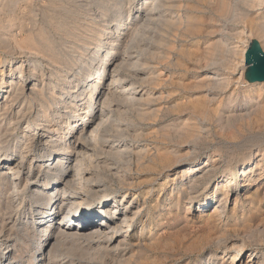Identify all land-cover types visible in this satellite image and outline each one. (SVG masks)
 <instances>
[{"label":"bare ground","instance_id":"obj_1","mask_svg":"<svg viewBox=\"0 0 264 264\" xmlns=\"http://www.w3.org/2000/svg\"><path fill=\"white\" fill-rule=\"evenodd\" d=\"M47 1V6L41 9L43 15L36 13L30 0H0V196L4 198L0 203V264H21L22 259H18L21 253L17 254L21 250L19 244L24 237L38 233L47 237L32 249V264H86L75 256L79 250H109L118 254L134 223L145 215L144 210L152 208L148 205L151 183L146 184L149 179L140 180L139 175L167 170V162L158 165L159 160L163 161L159 152L153 155L158 147L155 150L137 139H128L125 129L129 125L123 124L121 116L125 107L136 109L138 117L144 120L155 112L150 110V104L142 105V101L152 99L143 76L162 75L161 70L156 73L157 65L152 58L143 57L144 52H163L155 47L156 24L163 21L173 27L184 19L191 26L195 18L199 19L194 11L203 14L215 10L216 22L223 21L226 25L230 22L234 27L230 36L264 38V0ZM116 5L121 7L119 12ZM177 7L186 8L185 15ZM57 8L65 13L64 20L49 13ZM109 16L112 21L108 23ZM215 18L210 16L212 20ZM45 24L50 26L49 30ZM140 32L147 36L138 39ZM21 34L24 37L19 39ZM54 34L62 35L63 51L74 54L73 62L66 63L59 52L56 54L52 46ZM163 38L169 40L163 36L158 42L164 41ZM246 49V44L239 49L240 61H244ZM49 56H56L66 70L58 73L50 66ZM258 93L261 94L260 90ZM178 157L176 164L184 160ZM216 160L214 157L212 163L191 169L189 175L194 178L189 188L202 178L214 176L221 165ZM263 160L264 152H246L240 162L245 181L252 180V162L260 168ZM224 172L230 174L232 168ZM136 180L137 184L144 183L137 191ZM227 183L218 201L227 202L226 189L231 181ZM187 192L190 195L185 203H190L193 197L202 200L209 195V190H205L206 194L196 189ZM134 205L136 208H131ZM224 208L221 211L215 208L212 213L218 211L219 215ZM105 214L108 219L103 220ZM62 250L74 251L73 256L59 253ZM261 258L258 264H264V255ZM252 259L256 261L259 256Z\"/></svg>","mask_w":264,"mask_h":264},{"label":"rangeland","instance_id":"obj_2","mask_svg":"<svg viewBox=\"0 0 264 264\" xmlns=\"http://www.w3.org/2000/svg\"><path fill=\"white\" fill-rule=\"evenodd\" d=\"M30 2L36 13L45 14L41 9L47 6V0H30ZM59 2L61 3V0ZM91 6L93 5L89 7ZM115 8L116 12L121 10L119 5H116ZM177 8L179 13L185 15L186 8ZM116 12H113V15ZM216 12L214 10V14L211 12L201 14L194 11L193 13L199 19L195 18L191 26L187 25L184 19L181 24L173 27L163 21L156 24L157 27L154 28L157 34L154 38L155 47H159V50L163 52L159 53L157 50L158 52H154L156 55L144 52L143 57L152 58L157 65L156 73L161 70L162 75H159L160 77L143 76L146 79L144 80L145 86L151 89L152 99L142 101V105L150 104V110L153 109L155 112L153 116H147L148 119L144 120L138 117L136 109L125 107L121 117L124 116L123 124L129 125V129H125L127 138L137 139L141 144L155 147V150L158 147L159 150L155 151L153 155L155 156L159 152L158 154L161 156L159 157L163 161L159 160L158 165L167 162L166 166L169 170L160 169L149 176L148 174L139 175L140 180L149 179L146 184L151 183L152 188L148 194L151 201L148 202V205L152 208L148 212L144 210L145 215L134 223L129 230L128 241L118 254L109 250L105 252H99V250L76 251L75 256L86 261V264H112V262L113 264H230L232 256H235L232 264H258L261 261V257L264 255V165L258 168L257 163L253 161V172L250 174V177L253 176L252 180L245 181V177L243 178L240 173V162L247 151H251V153L264 152V83H250L246 79L247 65L245 61H240L239 49L244 44L247 47L250 46L249 44L256 40L264 50V38L230 36L229 34L235 31L234 27L230 22L227 25L223 21L216 22ZM49 13L56 14L58 19L64 20L65 13L60 8L55 11L49 10ZM210 16L216 17L215 20L210 19ZM110 21L112 19L109 16L107 22ZM44 23L47 24L46 21H43ZM49 27L46 25V30H49ZM203 27L207 28L203 29ZM211 29L216 30L211 31ZM214 33H220L221 36ZM102 34L104 35V32ZM142 34V32L139 33L138 39L147 36ZM54 35L55 42L52 46L56 54L59 52V57H62L66 63L73 62L71 55L74 54L63 51L65 45H63L62 35ZM161 36L167 37L169 40L166 41L167 39L163 38L165 42L163 40L158 42L159 37L162 38ZM23 37L24 35H19V39ZM55 58L56 56L54 58L47 57L51 63L50 66L58 73L66 70V67H63V64H60ZM52 76L56 79V75ZM48 78L47 75L45 79L48 81ZM50 81L54 83L55 80L51 79ZM259 90L261 94L258 93ZM255 106L259 108H255ZM188 126L190 127L188 128ZM133 128L138 131H133ZM113 132L111 131L112 135L115 134V131ZM136 133L137 136H134ZM130 135H132L131 138ZM178 156H182L184 160L176 164L175 160ZM214 157L217 158L215 162L217 165H220L221 162L220 168L214 176L202 178L199 183L196 182L194 186H191L192 189L189 188L194 178L189 175L191 169L198 164L202 166L204 163H212ZM174 165L176 166L174 167ZM229 168H232L231 175H225L224 171ZM158 172L162 173L159 177ZM229 180L231 184L226 189L228 190L227 200H225L227 202L218 201L221 199L223 186L228 184ZM137 182L136 180L135 191L142 185L144 186V183L140 185ZM195 189L202 194H206L205 190H209V195L202 200L193 197L190 203H185L190 195L187 191H195ZM245 191L246 193H244ZM245 195L247 196L244 198L246 201L241 199ZM142 198L143 195L140 200ZM1 201L4 202L2 196H0V203ZM219 202L225 206V210L217 215L218 211L214 213L212 211L215 208L221 211L222 206H218ZM160 205L164 208L162 211ZM131 208H136V206H131ZM102 217L103 220L108 219L107 214ZM28 227L27 229H29ZM18 233H21V229L18 230ZM46 237L41 233L24 237L26 239L19 244L21 250L17 252V254L21 253L18 257V259H22L21 264H32L31 255L34 253L32 249L38 241ZM59 253L71 257L74 251L62 250ZM250 254H252L251 258ZM254 255L259 256V259L256 261L252 259ZM102 256L103 258H101ZM88 260L91 262L89 263Z\"/></svg>","mask_w":264,"mask_h":264},{"label":"water","instance_id":"obj_3","mask_svg":"<svg viewBox=\"0 0 264 264\" xmlns=\"http://www.w3.org/2000/svg\"><path fill=\"white\" fill-rule=\"evenodd\" d=\"M244 61L247 65L246 79L251 83H264V50L258 41H252L247 47Z\"/></svg>","mask_w":264,"mask_h":264}]
</instances>
